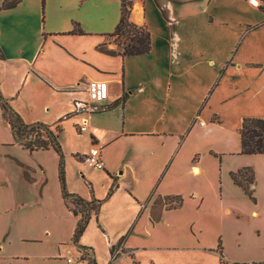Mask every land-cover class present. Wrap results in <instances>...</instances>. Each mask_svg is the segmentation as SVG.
I'll return each mask as SVG.
<instances>
[{"label": "crops", "instance_id": "1", "mask_svg": "<svg viewBox=\"0 0 264 264\" xmlns=\"http://www.w3.org/2000/svg\"><path fill=\"white\" fill-rule=\"evenodd\" d=\"M255 1L131 0L130 21L146 28L151 48L124 58L97 50L108 45L121 0H18L0 10V94L28 125L60 127L74 103L81 114L71 122L87 144L72 154L79 185L66 190L101 201L74 245L79 216L65 206L60 188L74 218L72 249L60 247V239L43 259L67 264L65 257H80L77 247H83L95 264H264V167L228 160L264 157L241 154L238 133L245 118H264V0ZM91 81L107 83L104 103L89 100ZM41 87L61 97L52 113L44 106L29 120L18 104ZM0 127L14 146L57 156L52 148L29 151L16 143L1 108ZM92 145L100 149L101 170L83 163ZM16 162L13 176L0 167V216L25 205V187L37 172L34 164ZM244 168L253 171L257 208L218 195L222 187L244 193L231 178ZM167 197L182 204L157 209ZM233 219L253 220L256 236L232 231ZM87 229H94L89 240ZM102 243L106 256L97 252ZM21 258L8 264H24Z\"/></svg>", "mask_w": 264, "mask_h": 264}, {"label": "rangeland", "instance_id": "2", "mask_svg": "<svg viewBox=\"0 0 264 264\" xmlns=\"http://www.w3.org/2000/svg\"><path fill=\"white\" fill-rule=\"evenodd\" d=\"M114 39L115 38H106L108 41V49L113 50L116 48ZM50 94L51 91L49 89L41 87L34 98L30 99L28 97L25 99V102L19 103V108L26 114L29 120L40 115V110L44 106L51 107L50 113H52L54 102L61 96L57 94L51 96ZM72 114L73 115L68 119H63L58 122L62 130L59 144L63 154L66 189L68 185L73 187L79 185L73 167L75 158L72 154L76 152L81 154V151L84 150L87 144L85 136L79 133L71 122L73 118L81 114L77 112L74 103L72 104ZM78 125H81V123ZM50 127L51 131L54 132V126L52 125ZM42 135L44 137L43 133ZM28 139H25L24 136L20 137L22 144H26ZM1 141L3 142L2 144L5 145L0 146V167L2 169L10 172V175L13 176V169H17L14 168L17 165L16 160L21 159L25 161V163L34 164V168L37 172L34 171L32 174L33 183L25 187V205L19 207L16 211L11 210L0 216V264H8L9 261L13 263L15 262L13 259L16 257H22L21 259L25 261L24 264L53 263L52 260L43 259L41 257L42 253L51 251L60 239L64 244L60 245V247L63 249L70 247V249H72V245L69 241L71 238V229L74 225V218L68 214L60 195L58 158L53 152L41 151L29 153L28 151L14 146V144L11 143L10 131L2 127H0V142ZM229 159H243L248 164L243 167H251L253 170H256L255 168L260 170V168L264 167V157L236 156L230 157L228 160ZM85 167L86 169L96 171V169L89 168L86 165ZM251 178L250 171L243 172V178L241 179L242 184L250 187L251 184L249 181ZM94 182L98 185L97 192L99 193L100 178L97 173L94 174ZM230 189L231 191H228L225 187H222V190L218 191V195L222 196L224 199L232 198L236 203L241 204V206L245 208H257L262 204L261 200H259L258 204L256 203V197H254L253 193L247 195L237 192L233 187ZM83 192L85 193L84 190ZM71 201L72 199H69V202ZM175 204V201H162L159 203V206H157V209L172 207ZM88 208L89 207H87V210ZM17 213V218L19 217V219L15 220ZM157 213L158 210L156 211V214ZM238 220L242 221L241 219ZM239 221L234 219L231 221L230 229L232 231L236 229H250L249 231L251 234L256 236L253 220L250 219L248 222L247 220L244 222ZM93 233L94 229H87L85 240L94 237ZM97 252L98 254L103 252V255L106 256L107 250L104 243L99 245ZM76 255H70V257L76 258ZM64 261L66 263V257Z\"/></svg>", "mask_w": 264, "mask_h": 264}, {"label": "trees", "instance_id": "3", "mask_svg": "<svg viewBox=\"0 0 264 264\" xmlns=\"http://www.w3.org/2000/svg\"><path fill=\"white\" fill-rule=\"evenodd\" d=\"M17 3L18 0H5L0 6V10L13 8ZM130 9L131 0H121V15L119 22L115 30L111 34L107 35L108 38H115L114 42L116 44V48L113 50L108 49L107 43H105L97 47V50L100 53L108 56H119L124 58L127 56L147 54L150 51V34L144 26H138L130 21ZM0 108L3 111L4 118L10 125L13 139L16 143L20 144L29 151L52 148L56 152L59 159L58 178L64 204L74 216H79L71 239L72 244L77 245L80 236L88 225L91 213H97L101 205V201H85L77 195L68 193L66 190L63 154L57 139L59 134L62 132L61 128L56 126L53 132L50 127L41 123H35L32 125L24 123L20 115L10 107L1 94ZM42 133L44 134V137ZM238 133L240 137L241 154L264 155V118H245ZM22 136H24L25 139L29 138L26 144L21 143L20 137ZM245 171L251 172L252 178L249 183L252 185L254 183V175L252 169L250 168H244L236 173H232L231 178L245 194L251 195L250 187L243 185L241 181L243 178V172ZM69 199H72V201L69 202ZM162 201H175L176 204L174 206L165 207L166 209L177 208L182 204V199L180 198L167 197L159 202ZM87 207H89L88 210ZM157 220V216L152 217L153 222H156ZM77 248L81 255L88 256L90 258L91 264H95L90 250L83 247ZM110 252H113V248L110 249Z\"/></svg>", "mask_w": 264, "mask_h": 264}, {"label": "built area", "instance_id": "4", "mask_svg": "<svg viewBox=\"0 0 264 264\" xmlns=\"http://www.w3.org/2000/svg\"><path fill=\"white\" fill-rule=\"evenodd\" d=\"M249 2L252 5H256L253 3V0H249ZM87 96L91 102L97 103V104H102L105 102L108 96V85L105 82L102 81H91L87 83V88L86 91ZM84 129L80 127V132H83ZM83 163L89 167L93 168L96 170H101L104 167L102 158H101V152L100 149L92 145L87 152V154L84 155L83 157ZM120 252L117 250L112 255V261L117 259L120 256ZM66 263L67 264H91L90 263V258L88 256H83L81 255L80 257L77 258H66Z\"/></svg>", "mask_w": 264, "mask_h": 264}, {"label": "bare ground", "instance_id": "5", "mask_svg": "<svg viewBox=\"0 0 264 264\" xmlns=\"http://www.w3.org/2000/svg\"><path fill=\"white\" fill-rule=\"evenodd\" d=\"M253 3H255V4H256V3H257V1L253 0Z\"/></svg>", "mask_w": 264, "mask_h": 264}]
</instances>
